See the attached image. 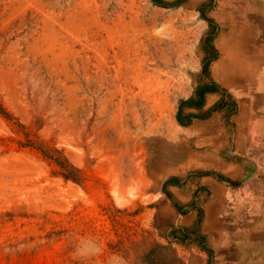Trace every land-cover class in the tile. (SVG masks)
<instances>
[{"label": "rangeland", "instance_id": "obj_1", "mask_svg": "<svg viewBox=\"0 0 264 264\" xmlns=\"http://www.w3.org/2000/svg\"><path fill=\"white\" fill-rule=\"evenodd\" d=\"M159 1L0 0V264H188L158 151L214 54Z\"/></svg>", "mask_w": 264, "mask_h": 264}, {"label": "crops", "instance_id": "obj_2", "mask_svg": "<svg viewBox=\"0 0 264 264\" xmlns=\"http://www.w3.org/2000/svg\"><path fill=\"white\" fill-rule=\"evenodd\" d=\"M163 1L200 18L217 56L161 140L155 199L200 240L184 262L264 264V0Z\"/></svg>", "mask_w": 264, "mask_h": 264}, {"label": "trees", "instance_id": "obj_3", "mask_svg": "<svg viewBox=\"0 0 264 264\" xmlns=\"http://www.w3.org/2000/svg\"><path fill=\"white\" fill-rule=\"evenodd\" d=\"M156 3H160L161 1H159V0H154ZM217 56V54L216 55H213L212 57H210L209 58V60H212L213 58H215ZM205 68H206V66L204 67V71H205ZM213 88H211V87H209V86H206V87H203L202 89H201V91H200V94H204L205 92H207V91H210V90H212ZM191 103H193V98H190V99H188V100H185L183 103H182V105L181 106H183V105H189V104H191ZM193 104H196V103H193ZM181 121V120H180ZM182 122V121H181ZM51 158H53V157H51ZM55 161L60 165V167L62 168V172H61V174L65 177V178H70L72 175H70V173H67V170H68V165H67V163H66V159L65 160H62L61 158H56L55 159ZM73 178V177H72ZM196 238H200L199 236H197Z\"/></svg>", "mask_w": 264, "mask_h": 264}]
</instances>
